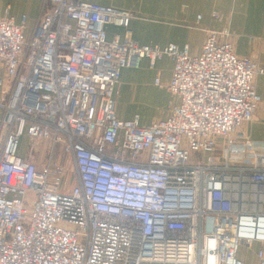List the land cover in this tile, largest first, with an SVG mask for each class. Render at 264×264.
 Segmentation results:
<instances>
[{"label": "built area", "instance_id": "1", "mask_svg": "<svg viewBox=\"0 0 264 264\" xmlns=\"http://www.w3.org/2000/svg\"><path fill=\"white\" fill-rule=\"evenodd\" d=\"M132 17L44 0L28 37L0 17V264H245L238 247L264 244V140L241 129L263 69L234 54L227 28L207 31L191 56L188 45L139 44ZM106 24L123 37L107 39ZM164 56L171 77L154 84L172 98L168 117L118 119L121 69ZM255 256L264 264L263 248Z\"/></svg>", "mask_w": 264, "mask_h": 264}, {"label": "crops", "instance_id": "2", "mask_svg": "<svg viewBox=\"0 0 264 264\" xmlns=\"http://www.w3.org/2000/svg\"><path fill=\"white\" fill-rule=\"evenodd\" d=\"M84 1L130 11L133 14L129 21L130 34L139 44L188 45L191 56L199 55L207 31L227 28L232 35L234 54L248 57L263 69L253 80L260 99L258 106L252 121L241 129L252 140H264V0ZM43 3L44 0H0V17H12L16 24H23V33L28 37L37 24ZM104 30L110 40L116 36L122 38L125 29L106 24ZM172 67V60L164 56L156 61L154 68L149 67L147 58H142L137 66L122 68L113 93L116 117L126 120L137 115L141 125L168 117L172 98L166 89L154 84V79L159 76L162 83L168 82ZM154 104H159L160 113L148 109ZM257 248L264 249V244Z\"/></svg>", "mask_w": 264, "mask_h": 264}, {"label": "rangeland", "instance_id": "3", "mask_svg": "<svg viewBox=\"0 0 264 264\" xmlns=\"http://www.w3.org/2000/svg\"><path fill=\"white\" fill-rule=\"evenodd\" d=\"M148 109L150 111H152L153 113H156V111L158 113H160L161 111H159V104H154L152 106V108L148 107ZM29 146H30V139L28 136L23 135L20 138L19 141V145H18V154H21L23 156H26L28 154V150H29ZM39 148L41 149V153L40 156H42L44 154V143L39 142L38 144ZM43 148V149H42ZM54 158L57 159H62L64 160V155L62 154V147L60 144H56L55 148H54ZM67 169L69 172H72L74 170L73 165H72V161L69 157H67ZM65 181L69 182V179H65ZM231 199H232V205L240 207L241 203H238L237 200L238 198L236 197V195L234 193H231ZM241 199H239L240 201ZM251 210V209H250ZM258 246H263V244L261 243H257V242H253L251 245L246 246V245H240L237 249V253H236V257L241 259L245 264H256L257 259L255 256V250Z\"/></svg>", "mask_w": 264, "mask_h": 264}, {"label": "bare ground", "instance_id": "4", "mask_svg": "<svg viewBox=\"0 0 264 264\" xmlns=\"http://www.w3.org/2000/svg\"><path fill=\"white\" fill-rule=\"evenodd\" d=\"M247 207V208H249V209H252L253 208V203H248V204H242V207ZM260 237H264V231H261V233L260 234H258Z\"/></svg>", "mask_w": 264, "mask_h": 264}]
</instances>
